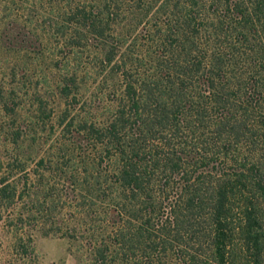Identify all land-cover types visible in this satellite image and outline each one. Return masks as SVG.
Segmentation results:
<instances>
[{
	"label": "trees",
	"instance_id": "trees-1",
	"mask_svg": "<svg viewBox=\"0 0 264 264\" xmlns=\"http://www.w3.org/2000/svg\"><path fill=\"white\" fill-rule=\"evenodd\" d=\"M18 22L37 66L0 78L8 264L33 232L87 264H264V0H0Z\"/></svg>",
	"mask_w": 264,
	"mask_h": 264
},
{
	"label": "rangeland",
	"instance_id": "rangeland-1",
	"mask_svg": "<svg viewBox=\"0 0 264 264\" xmlns=\"http://www.w3.org/2000/svg\"><path fill=\"white\" fill-rule=\"evenodd\" d=\"M12 24L1 26L0 78L12 71L15 73L14 85L26 89L25 86L35 82L34 68L37 63L34 62L32 51L37 45L31 36H21V23ZM5 122L6 119L0 113V126ZM5 147L0 133V153ZM31 235L30 247L23 254L27 258L25 264H87L82 250L73 241L60 236H42L37 232ZM12 246V235L6 229H0V264H8L16 259Z\"/></svg>",
	"mask_w": 264,
	"mask_h": 264
}]
</instances>
